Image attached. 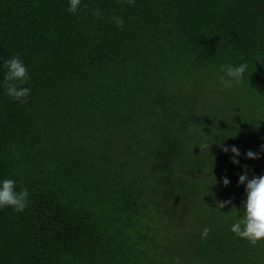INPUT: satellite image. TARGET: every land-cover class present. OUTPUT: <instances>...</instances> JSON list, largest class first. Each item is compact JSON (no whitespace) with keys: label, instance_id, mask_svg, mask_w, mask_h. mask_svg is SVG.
<instances>
[{"label":"trees","instance_id":"trees-1","mask_svg":"<svg viewBox=\"0 0 264 264\" xmlns=\"http://www.w3.org/2000/svg\"><path fill=\"white\" fill-rule=\"evenodd\" d=\"M68 3L0 0V179L30 192L0 209V264H264V242L230 231L243 166L264 175V0ZM17 54L24 102L3 86ZM242 61L221 90L220 66Z\"/></svg>","mask_w":264,"mask_h":264},{"label":"clouds","instance_id":"clouds-1","mask_svg":"<svg viewBox=\"0 0 264 264\" xmlns=\"http://www.w3.org/2000/svg\"><path fill=\"white\" fill-rule=\"evenodd\" d=\"M81 3L82 0H69L68 12L73 15L79 14ZM93 14L100 17L102 11L96 8L93 10ZM112 20L116 26L123 27L124 19L121 16H113ZM3 67L6 69L3 84L6 94L16 101L24 102L32 91L30 87L25 86L30 79L27 65L17 54L4 60ZM248 71L249 63L247 61L222 64L220 66V74L218 75V83L221 90L227 91L241 85ZM193 131L194 129L192 127H189L187 130L188 134H191ZM205 136L210 137L214 141L212 143H215L213 138L215 136L214 134L213 136L205 134ZM219 146L224 153L231 152L232 156L230 159L234 165H240L239 157L241 156V151L236 145L229 146L221 143ZM244 155L248 159L260 158V153L252 150H248ZM243 167L245 170L239 176L238 183L244 185L246 198L243 200L239 212L237 211V216L230 225V231L238 237L247 240L250 244L256 245L264 242V175H253L250 178L247 172V165ZM215 181V184L218 183L216 178ZM221 181L224 186H228L231 183L227 176H223ZM29 197L30 192L27 187L17 189L16 179H0V209L12 208L16 212H22L30 203ZM217 203L218 206L213 209H219L221 211V209L231 204L232 201H218ZM211 231V227H203L201 238H207ZM174 264H180L179 258L175 260Z\"/></svg>","mask_w":264,"mask_h":264}]
</instances>
